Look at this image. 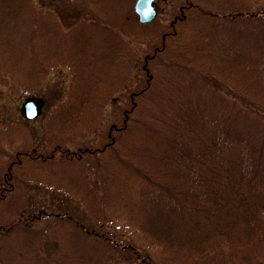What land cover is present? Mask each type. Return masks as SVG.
<instances>
[{"label":"rangeland","instance_id":"1","mask_svg":"<svg viewBox=\"0 0 264 264\" xmlns=\"http://www.w3.org/2000/svg\"><path fill=\"white\" fill-rule=\"evenodd\" d=\"M134 1L0 0V264H55L63 251L84 257L93 240L81 229L131 244L160 264L169 253L139 227L145 182L135 170L145 162L131 145L143 129L125 122L134 93L148 87L145 95H169L174 103L183 94L208 100L214 94L197 88L203 80L196 69L264 98L254 70L264 34L244 16L264 0H154L156 15L146 23ZM203 9L242 12L228 24ZM29 97L43 102L33 119L21 111ZM150 106H142L144 117ZM112 126L123 127V144ZM66 211L70 219L54 216ZM100 255L91 264H104Z\"/></svg>","mask_w":264,"mask_h":264},{"label":"trees","instance_id":"2","mask_svg":"<svg viewBox=\"0 0 264 264\" xmlns=\"http://www.w3.org/2000/svg\"><path fill=\"white\" fill-rule=\"evenodd\" d=\"M203 10L228 24L242 12ZM246 13V25H257L256 31L264 34V7L246 9ZM249 29L252 36L253 28ZM233 42L237 47V41ZM259 53L254 70H259L258 78L264 81V47ZM191 71L203 80L202 87H197L202 94L205 89L214 94L208 100L183 94L179 103H174L169 95L154 91L145 95L150 89L143 87L134 93L133 109L125 115L130 126L137 124L143 129L131 145L133 154L140 150L145 162L135 170L145 182L142 198L146 202L139 200L143 212L139 227L161 247V253L184 257L189 264H264V98L218 83L209 72ZM249 80L253 84L257 79ZM147 101L150 113L144 117L142 106ZM112 128L121 131L118 141L123 144V127ZM68 214L56 212L54 216L70 219ZM81 230L93 240L88 241L84 257L63 251L55 264H91L95 257H89L97 254L104 264H151L139 257L131 244L121 245L114 237ZM129 249L135 257L123 254ZM144 256L149 257L147 253ZM169 256L160 264H172Z\"/></svg>","mask_w":264,"mask_h":264},{"label":"water","instance_id":"3","mask_svg":"<svg viewBox=\"0 0 264 264\" xmlns=\"http://www.w3.org/2000/svg\"><path fill=\"white\" fill-rule=\"evenodd\" d=\"M139 22L151 21L156 15L153 0H135L133 4ZM22 112L27 118H34L39 114V105L34 98L26 99L21 106Z\"/></svg>","mask_w":264,"mask_h":264},{"label":"flooded vegetation","instance_id":"4","mask_svg":"<svg viewBox=\"0 0 264 264\" xmlns=\"http://www.w3.org/2000/svg\"><path fill=\"white\" fill-rule=\"evenodd\" d=\"M181 8H183V7H181Z\"/></svg>","mask_w":264,"mask_h":264}]
</instances>
